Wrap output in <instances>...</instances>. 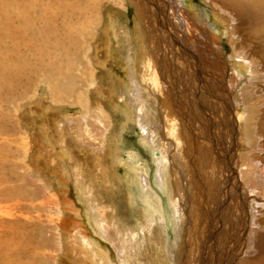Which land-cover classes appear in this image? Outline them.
I'll list each match as a JSON object with an SVG mask.
<instances>
[{
    "label": "rangeland",
    "instance_id": "obj_1",
    "mask_svg": "<svg viewBox=\"0 0 264 264\" xmlns=\"http://www.w3.org/2000/svg\"><path fill=\"white\" fill-rule=\"evenodd\" d=\"M186 1L183 8L177 0H144L139 7L132 0H101L100 8H97L98 16L95 23L101 22L104 26L111 17L120 33L119 39L109 34L112 41L111 51L114 50L112 52L114 60L110 61L108 68L121 73V83H131L124 60L130 48L136 52L141 53L144 50L150 54L158 78L156 82L158 87H156L148 76V72H144L146 64L145 68L140 69V61L143 57L145 58L141 55L134 73L138 84L142 86L139 93L143 92L145 100L144 116L148 115V128L149 132H152L149 137L151 143L158 147L150 152L140 143L141 135L146 134V131L141 126L138 116L129 123L128 129L121 133L117 143L119 142L118 156L120 159L128 161V154L133 153L137 156L141 168L145 167L150 189L159 196L163 206V215L160 219L162 223L152 224L151 228L145 226L146 222L141 216V210L145 208L143 199L146 189L141 190L137 187V174L125 164L116 166V175L122 184L124 182L123 186H126L124 191H113L114 199L110 202L109 196L101 189L96 192L100 201L98 206L102 211L107 212L106 231L114 234L111 232L113 228L109 223H112L113 219H120L121 222L124 220L122 223L129 227L134 223H136L134 225H140L133 234L134 239H131L133 237L129 235L126 236L127 241L133 240L132 244L130 243L131 248L128 247L130 256L135 253L132 247H140L130 264H139V262L140 264H239L253 247V240L255 237L258 238L260 232L252 228L251 215L247 209V201L245 202L250 192H248L249 189L243 187L238 173L239 164L248 162L250 154L248 144L251 145L254 141L258 143L264 141L262 132L264 131V52L262 50L264 49L262 34L264 20L258 19L255 27L248 25L252 23L251 21H245L241 28L239 27L241 37L244 39L242 46H239L242 38L239 36L240 41L233 42L229 35V26L234 25L236 18L234 5L227 3L225 9L220 12L226 18L224 19L227 31L225 36L222 25H217L219 29L212 25H216V21L210 14L209 9L213 6L208 0ZM211 1L223 7V3L228 0ZM27 2L14 3L13 0H0V25L5 29L0 31V264L65 263L61 254L54 250L56 245L52 235L56 231L52 228L58 226L59 220L52 216V211L49 210L51 208L49 200L51 196L62 200V197L66 195L74 201L79 213L80 222L78 223L85 230L95 249L106 252L111 264H121L123 255L119 253L114 235H111V239L108 233L105 234L101 229L98 230V224L97 227L95 226L93 215L90 214L93 210L89 207L92 201L77 199L73 176L67 178L66 189L63 187L65 191L60 188V182L57 180H53L54 190L48 192L49 194L43 190V185L38 180L39 176L34 171L36 168L34 157L38 154V139L34 127L32 128L28 123L29 118L24 110L28 108L26 103L29 99L37 97L41 92L53 90L50 85L54 81L49 82L53 75L55 78H60L64 88H67L69 92L64 94L61 101H54L56 104L48 99L50 102L47 104L51 109V114H49L53 115L52 117L56 118L55 116H58L56 114L73 116L74 119L77 117L75 121L80 131L84 125L83 111L90 108L95 114L97 106L100 105L101 112L109 117L107 124L109 133L111 132L112 136L116 137L124 123L123 114L120 113L121 109L115 110L111 102L105 98H102L103 101L97 99L95 102L97 94L91 86L94 83L106 87L107 85L99 70L91 69L93 67L86 56V48L89 46L87 42L79 47V49L85 48L80 49L78 54L79 64L70 66L69 71H58L55 68L53 73L51 69H45L47 67L40 62L41 57L44 60L45 57L50 56L49 54L59 53L43 41L46 30L43 17L45 13L42 11H45L44 7L48 5V2L46 0H28ZM236 5L249 6L251 3L248 0H235ZM250 7L252 8L247 7L248 12L254 13L257 17V9ZM185 11L190 15L195 14L194 18L189 17ZM30 20L34 22L31 23L32 27ZM14 25L19 38L12 43L14 37L12 26ZM208 26L209 30H214L213 33L218 36V39L211 40L210 44L204 31ZM246 26L248 27L243 30ZM247 29L249 30L246 31ZM4 31L6 33H3ZM32 32H36L38 36L36 40L34 38L31 40ZM92 32L95 33V30ZM124 33L130 35V42L132 41L130 48ZM73 40L74 38L62 41L67 46L65 53L67 56L73 55L76 50L77 44ZM119 46L120 54H116L115 51ZM235 49L236 51L243 50V53L247 51L245 54L253 70V75L249 77L254 87L251 93L246 86L250 84L249 80L247 83L245 80L242 81L238 90H233L231 87L229 62L235 59L233 56ZM42 53L45 55L42 56ZM104 54L105 52L101 51L99 56ZM105 55L102 57L104 58ZM231 56H233L232 59ZM217 59L223 68L218 67L219 69L215 70L212 63H215ZM26 63L28 67L24 69L23 65ZM22 69L27 71L32 69V72L27 73ZM81 72L85 76L81 77ZM113 72L111 71V74L114 77L116 75L117 78V74L114 75ZM18 100L21 101L17 102ZM119 103L125 110L128 109L125 104L126 100L125 102L120 100ZM236 103L239 104L238 108L241 107L242 112L245 113L244 128L247 129V133L250 132L247 137L244 135L245 132H242L240 136L241 131L238 130L234 111ZM170 109L172 110L169 117L172 118L173 123H177L174 126L166 121L168 117L165 116V112ZM60 110L65 112L60 113ZM93 129L91 136L98 135L94 127ZM82 132L79 134V140H86L87 137L89 140L90 137L85 130ZM242 137L248 141L247 145ZM100 141L102 140L99 138L97 144L103 147L104 141ZM157 152L160 157L166 158L165 170H158L155 163V159L159 158L155 155ZM81 154H75L73 159L78 155L80 158L76 159L82 162L83 157L81 156H84V153ZM43 158L44 156L40 158V161L45 165ZM65 162L68 165L72 164V161ZM231 167L234 168L233 178ZM48 171L45 170L44 173L51 177L52 174ZM58 178H60L59 175ZM164 182L166 186L162 184ZM131 187L134 190L136 203L130 205L132 207L128 205L129 208L126 203L128 199L126 190ZM171 191L174 202H177L174 207L170 205V199L167 197L168 192ZM260 235H264V231Z\"/></svg>",
    "mask_w": 264,
    "mask_h": 264
},
{
    "label": "bare ground",
    "instance_id": "obj_2",
    "mask_svg": "<svg viewBox=\"0 0 264 264\" xmlns=\"http://www.w3.org/2000/svg\"><path fill=\"white\" fill-rule=\"evenodd\" d=\"M27 1L28 0H13L14 3H20V2L28 3ZM46 1L48 2V5H46L44 7L45 11H42V13H45V14H43V15H45L43 17L45 20L44 29L46 30V34H45L43 41L45 42V44L48 47L52 48V50L56 49L59 53L49 54L50 56L45 57L44 60H42V57H41L40 62L44 66L47 67L45 69H51V71L53 73L55 72L54 71L55 68H57L58 71H60V70L61 71L63 70V72L69 71L70 66L75 65L77 63L79 64L78 54L80 53V49H82V48L79 49V47L83 43L85 44V42H87V44L89 46L86 48L87 49L86 56L88 57L89 63H91V65L93 67L91 69L99 70V72L103 75V78H105L104 81H105V84L107 85V87H106L105 85L101 86V85H98L97 83H94L93 86H91V88L94 89L95 94H97V95H95L96 96L95 102L97 101V99L103 101L102 98H105L106 100H108V102H111V104L115 110L116 109H121V110L123 109L122 110L123 112L120 110V113L123 114V122L124 123L120 127L119 133L116 134V137L114 135L112 136V133L111 132L109 133V126L107 125L109 123L108 122L109 117L105 116L103 114V112H101V110H100L101 106L100 105L97 106L98 108H96L97 112L95 114H94V110L92 111L90 108L87 109V111H83V113L85 114L82 117V119L84 120V125L82 126L83 128L79 125L82 128V129H80V131H79V129L77 127L78 125H76V121H75V119L77 120V117L74 119L73 116H68V115L59 116V114H56V115H58V116H55L56 118L52 117L53 115L52 116L50 115L51 109L47 103L52 101L53 104H56L54 101H61L60 99L63 98L64 94H68V92H69V91H67V88H64V84L60 81V78L59 77L55 78L52 75V77H51L52 79L49 82L50 83H51V81H54V82L51 83V85L50 84L49 85L54 90V92H53V90L47 91L45 93L41 92V94H38L37 97L29 99L28 102L26 103V107L28 106V108H26V110H24L25 115H27V117L29 118L28 123L31 124L32 128L34 127V130L36 132V138L38 139V145L36 144L38 146V152H37L38 154L35 153L36 155L34 157L35 164H36V168L34 171L37 173V174L36 173L35 174L39 176L38 180L41 181V183L43 185V190L47 193L54 190V187L52 186L53 180H55V181L57 180L58 182H60V184H59L60 188L64 189L66 187L67 178H70V176H73V185L75 186V188L77 190V199H79L81 201H92V203L89 205V207H91V209L93 210L92 213L90 212V214L93 215V223L95 224V226L98 224L97 225L98 227L96 226L98 228V230L101 229L105 234L108 233V236L111 237V239H112L111 235H114L113 238L116 239L115 242H116V244H118L117 246L119 249V253H121L123 255V256L121 255L122 256L121 257V264H130L131 259H135V255H136L135 253L138 251V249H140V247L139 248H138V246H137V248L132 247V249L135 251V253L133 256L131 255L132 256L131 257L128 253L129 252L128 249L131 248L130 243L132 244L133 240H131V242H130V240L127 241L126 236L129 235L130 237H133L134 236L133 234L135 233V231L138 230V227H140V225L139 226L134 225V224H136V223H134L133 225H131L129 227V225H125L124 223H122L124 220L121 222L120 219H113L112 223L111 222H109V223H110V227L113 228V231H111V232L114 234H111L108 231H106L105 226L108 225L107 221L105 220L107 217V212L102 211L100 209V207L98 206L100 204V201H99V198L97 197L96 192L101 189L106 195L109 196L108 199L110 202L114 199L113 191H115V192L116 191L117 192L118 191H124L126 186H123L124 182L122 184V182H120L119 178L117 177V175H116L117 174L116 173L117 167L116 166L121 165V164H125L130 168V170H132L133 172H135L137 174V184H136L137 187L139 189L141 188V190H142V188L144 190L146 189L144 199H143V203L145 205V208H143L141 210V216H142L144 222H146L145 226L148 228H151L152 224L162 223L160 219L162 218V215H163V206H162V203H161L159 196L156 195V193H154L150 189V186L147 182V173L144 170L145 167H144V169L141 168L137 156L133 153L128 154V156H129V157H127L128 161H123V159H120V157L118 156L119 155L118 150L120 148L118 145L119 142L117 143L118 138L120 137L121 133L126 131L129 127V123L133 122L134 118L136 116H138L141 120V124H142L141 126L146 131V134L141 135L140 143L143 145V147L144 146L147 147L150 152H152L155 148L158 147L156 145H153V143H151V139L149 137V135L152 134V132H149V128H148L149 127L148 126L149 121H148V117H147L148 115L144 116V112H145L144 111L145 110L144 101L145 100L143 99L144 98L143 92L139 93V92H141L142 86L140 84H138V80H137L135 73H134L135 69L138 65L139 58L141 57V55L145 56V58L143 57L142 60L140 61V69L145 68V64H146V70L144 72H148V76L150 77V79H152L151 81L153 82V85L156 84V87H158L157 86L158 84L156 83L158 81L157 80L158 78H157V75L155 72L154 64L152 63V61L150 59V54H148V52L143 50L140 53V52H136L135 50H132L130 48V43L132 42V41L130 42V38H129L130 35H129V33H124L125 40L129 44V48H130V50L128 49L129 53L125 56L124 60H125V66H126L125 68L128 69L127 71L129 72V80L131 83L130 82H129L130 84L124 83L126 81L125 80V81H123L124 84H122L120 81V80H122L120 78L121 73H118V71L111 70L110 68H108L110 61L114 60V57L112 55V52L114 50L111 51L112 50L111 49V42L112 41L110 40L109 34H113L114 36L117 37V39H119V37H120V33L117 30L116 23L112 20L111 17L109 18L108 22L106 21L107 23L104 26H102L101 22L99 23L100 25L98 23L97 24L95 23L97 16H98L97 8H100V4H101L100 1L101 0H46ZM102 1H107V0H102ZM132 1L135 3V5L137 7H139V5H141L144 2V0H132ZM177 1L180 4V6L183 8L185 7V4L187 2L186 0H177ZM208 1H209V4H211L213 6V8H215V9H213L211 7L209 9L210 14H212L213 18L216 21V25L215 24H212V25H214L213 27L218 28V29H219V27L217 25H222V27L224 28L223 34L225 36L227 35L226 26L224 23V19L226 20V18L223 15H221L220 12H222L225 9V6H227V3L234 5L235 14H236L235 23L233 25L234 27L229 26V35L232 37L233 42L235 40L236 41L239 40V38L241 37V33L239 32V27L241 28V25H243L245 21H251L252 23L251 24L249 23L248 25L255 27L257 25L258 19L264 20V0H248V2L251 3V5H249V6L248 5H245V6H243V5L237 6L236 5L235 6V0H230V1L228 0L229 2L225 0L226 3H223L224 4L223 7H222V5L218 6V4H216L214 1H211V0H208ZM104 4H107V2ZM250 6H253L254 9L255 8L257 9V13L259 14V15L257 14V17L254 13L248 12L249 10L247 9V7H249L251 9L252 7H250ZM31 9H32V7H31ZM185 12L189 15V17L192 16L194 18L195 14L190 15L189 12H187V11H185ZM47 13H48V15H46ZM221 16H223L222 17L223 19H221ZM255 17H256V19H255ZM13 21H14V16H13ZM197 22H198V20H197ZM31 23H34V22H32V20H30V26L33 25ZM195 23H196V20H195ZM43 24H44V22H43ZM137 26H138V24H137ZM195 26H196V24H195ZM247 27L248 26L244 27L243 30ZM203 28H205V27H203ZM220 29H221V27H220ZM2 30H5V29H3V27L0 25V31L2 32ZM12 30H13L12 33L14 36L13 41H12V43H13L14 41L18 40L19 37H18V31H17L15 25L12 26ZM93 30H95V33L92 32ZM248 30L249 29H247L246 31H248ZM204 31L206 33L209 44L211 43V40L214 41V40L218 39L217 38L218 36L215 33H213L214 30H211V29L209 30V26L206 27L204 29ZM3 33H6V31H4ZM247 34H249V33H247ZM262 34L264 37V31ZM67 35H69V36H67ZM251 36L254 37V35H251ZM37 37L38 36H37L36 32L35 33L32 32L31 40L33 38L36 40ZM73 38L75 40V43L77 44L76 45L77 47H75L76 50L74 51L73 55L67 56L65 54L67 46H65V43H62V41L68 40V39H73ZM242 40H244V39L242 38L241 41L239 40L240 41L239 46H242L241 45ZM198 42H200V41L198 40ZM41 43H42V41H41ZM66 43L68 44V42H66ZM236 45H238V44H236ZM247 48H250V47H247ZM83 49H85V48H83ZM240 49L241 48H239V50ZM262 50L264 52V49H262ZM101 51L105 52V54H106V55L104 54L105 55L104 58L102 57L104 55L99 56L101 54ZM253 51H254V49H253ZM115 52H116V54H120V46L118 47V50H116ZM233 52H234L233 56L235 57V59H232L233 56H231L230 58L232 60L231 61L229 60L230 61L229 62V64H230L229 81H230L232 89L236 90L237 88H239L240 83L242 81L245 80L247 83V80H249V77L253 75L252 74L253 70H251V68L249 66L250 63L248 62L249 60H247L248 58L245 54V53H247V51L245 53H243V50L242 51H236V49H235V50H233ZM248 52H249V50H248ZM67 54H68V52H67ZM43 55H45V54L42 53V56ZM216 62H217V64H215ZM36 63L38 64L37 60H36ZM215 63H212V64H214L212 66L215 68V70L219 69L218 67H222V66H220L221 63H220L219 59H217L215 61ZM27 67H28L27 63L23 65L24 69H26ZM155 67H157V66H155ZM140 69H138V70L140 71ZM22 71L30 73V72H32V69H30L28 71L22 69ZM91 71H92L91 73H93V70H91ZM111 71H114L113 72L114 75L117 74V78H116V75L114 77L111 74ZM49 73H50V71H49ZM49 73H48V75H49ZM80 76L81 77L85 76V74L83 72H81ZM84 80H85V78H84ZM84 83H86V82H84ZM249 83L250 84H247L246 86H247V89L249 88V92H250V91H252V89H254V87H253V85H251L252 84L251 79L249 80ZM198 87L200 88V86H198ZM55 91H57V92H55ZM104 91H107V92H104ZM235 92L236 91H234V93ZM237 93L238 92H236V94ZM61 94H62V97H61ZM231 94L233 95V93H231ZM169 96H170V94H169ZM84 98H85V96H84ZM48 99H50V101H48ZM247 99H248V96H247ZM120 100L124 101V102L126 100L127 103H125V104L128 107V109L125 110V108H123L120 105V103H119ZM20 101L21 100H18L17 102H20ZM171 101H173V100H171ZM90 102L92 103V101H90ZM66 103H68V102H66ZM68 104H70V103H68ZM236 104L237 105L234 108V111H235V117H236V121H237V125H238V130L241 131L240 136L242 135V132H245L244 135H246V137H247V135L250 134V132L247 133V129L244 128V123L246 122L245 113H244V111L242 112L241 107L238 108L239 104L238 103H236ZM174 105H175V103H174ZM86 106H88V105H86ZM244 106H245V104H244ZM18 108H22V107L20 106ZM171 110L172 109L167 110L168 112H165L166 113L165 116L168 117V120H166L168 122V124H172V126H174L177 123H173L172 118L170 119V117H169V116H171ZM239 111L241 113H238ZM61 112L64 113L65 111L60 110V113ZM103 115H104L105 120L103 119ZM105 117L108 120H106ZM78 124H79V122H78ZM81 125H82V123H81ZM93 127L95 128V132L99 133L98 135L94 134V136L93 135L91 136V133H92L91 130L93 129ZM257 129L258 130L260 129V128H258V125H257ZM84 130H85V133L90 137L89 140H87L88 137L86 138V140H84V139L79 140V137H80L79 134H81V132ZM169 131H171V130H169ZM262 132L264 133V131H262ZM82 134H83V132H82ZM176 134H178V133H176ZM155 136H157V135H155ZM85 137H82V138H85ZM99 138L102 141H104L103 147H101L99 144H97L99 141ZM242 139H243V142L245 143V145H247L248 141L244 140L245 138H243V137H242ZM240 140H241V137H240ZM96 141H97V143H95ZM102 141H100V142H102ZM248 147L250 150V154L248 156V162L244 163V164L243 163L239 164L240 165V171L238 174L240 176H238V177H239L240 182L243 184V187H246V189H249L248 192H250L249 193L250 195L247 196L248 199H245V202L247 201V204H248L247 209L251 215L250 218L252 221L251 222L252 226H253L252 228H254L255 231H260V232L258 233L259 234L258 238L256 239V237H255V239L253 240V243H252L253 247L250 249L249 252L246 253V255L240 261L239 264H264V235H260V233L264 231V141L262 140L259 143L254 141L253 144H251V145L248 144ZM81 153H84L83 154L84 156H81V157H83L82 162H80V160L76 159L79 157L78 155H82ZM75 154H78V155H77V157H75L73 159ZM157 155H158V153H157ZM43 156H44L43 159L45 160V163H46L45 165L42 163V161H40V158ZM158 157L159 158L155 159V163L158 167V170L159 171L165 170L166 169V162H165L166 158L160 157V155H158ZM67 160L72 161V164H70V165L66 164L65 161H67ZM239 162L241 163L240 159H239ZM223 164L225 165V163H223ZM72 165H73V167H72ZM74 168H77V169H74ZM45 170H49L48 172H50L52 174L51 177H48L44 173ZM236 171H237V169H236ZM235 174H237V173L235 172ZM58 175L60 178H58ZM231 175L233 178V175H234V168L233 167H231ZM42 176H44L43 179H41ZM4 182H5V180H4ZM4 182H3V184H4ZM165 182L162 184L165 185ZM134 183H136V182H134ZM238 185H239V183H238ZM165 188H167V187H165ZM65 189H64V191H65ZM237 189H238V187H237ZM7 190H8V188H7ZM240 190L241 189H239V191ZM4 191H5V189H4ZM19 191H20V189H19ZM19 191H18V193H19ZM133 191L134 190L132 189V187L130 189L126 190L127 197H128V199H126L127 206L128 205L130 206V205H133L134 203H136ZM5 193H7V192L5 191ZM168 193L169 194L167 195V197H169V199H170V205H172L174 207L177 204V202L175 203L173 200L172 191L168 192ZM1 195H3V194H1ZM14 196H12V197H14ZM26 197H27V195H26ZM51 199H54V200L51 201ZM51 199L49 200V205L51 204V208L50 209L48 208V209L50 211H52V214H53L52 216L56 217L55 219L59 220V222H58L59 224H57L58 226L52 228L56 231L54 233V235H52L53 241L55 240V245H56L55 246L56 249H54V250L58 254H61L60 256L63 257L65 263L62 262V264H111L112 262H110L107 253L102 251V250L95 249V246L89 240L85 230L83 229L82 226H80V223H78V222H80L79 221V213L77 212V208H76L74 201H72L68 197V195L63 196L62 200H59L58 198H56L54 196H51ZM242 199L244 200V198H242ZM146 206H147V208H146ZM130 207H132V206H130ZM26 214H29V213H26ZM118 224H120V225L118 226ZM126 226H128V227H126ZM140 231H141V229H140ZM134 237L131 239H134ZM139 241H141V240L139 239ZM135 247H136V245H135ZM157 247H158V245H157ZM169 253L172 254V251L169 250ZM145 262H148V261H145ZM56 264H59V263L57 262ZM136 264H138V263H136ZM139 264H140V262H139Z\"/></svg>",
    "mask_w": 264,
    "mask_h": 264
},
{
    "label": "water",
    "instance_id": "obj_3",
    "mask_svg": "<svg viewBox=\"0 0 264 264\" xmlns=\"http://www.w3.org/2000/svg\"><path fill=\"white\" fill-rule=\"evenodd\" d=\"M156 156H157V154H156Z\"/></svg>",
    "mask_w": 264,
    "mask_h": 264
}]
</instances>
